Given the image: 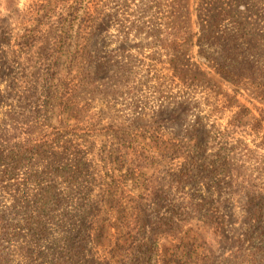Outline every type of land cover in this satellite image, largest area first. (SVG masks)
Returning <instances> with one entry per match:
<instances>
[{
	"label": "rangeland",
	"instance_id": "374dc122",
	"mask_svg": "<svg viewBox=\"0 0 264 264\" xmlns=\"http://www.w3.org/2000/svg\"><path fill=\"white\" fill-rule=\"evenodd\" d=\"M219 13L264 55V0H0V264H264V102L160 42Z\"/></svg>",
	"mask_w": 264,
	"mask_h": 264
},
{
	"label": "trees",
	"instance_id": "16d2710c",
	"mask_svg": "<svg viewBox=\"0 0 264 264\" xmlns=\"http://www.w3.org/2000/svg\"><path fill=\"white\" fill-rule=\"evenodd\" d=\"M222 20L221 13L213 19V23L208 26L206 33L199 37L193 32L185 31L173 34L166 32L161 43L167 52L173 54H184L189 51V48L195 45L199 46L198 54L204 59L213 62L216 71L231 80V83L237 88H249L254 95L262 102H264V55L258 51H251L249 45L244 41L245 32L244 29L232 30L230 33L223 32L218 34L215 28H218ZM240 26L247 25L239 23ZM202 43L206 47H202ZM79 69L81 72H87L92 70V61L88 57H82ZM97 63V62H96ZM98 64V63H97ZM69 100L65 92L60 91L56 96V102L59 107H65ZM250 114V110L243 107L233 115V121L237 123L231 126H236L243 117ZM262 118H256V126H260ZM53 140L46 137L41 141L40 145H44L47 142L51 143ZM263 207V206H261ZM261 217V216H260ZM261 222H264V217Z\"/></svg>",
	"mask_w": 264,
	"mask_h": 264
}]
</instances>
